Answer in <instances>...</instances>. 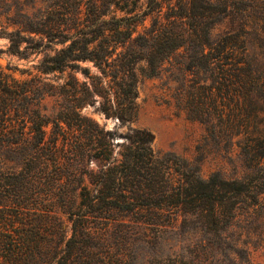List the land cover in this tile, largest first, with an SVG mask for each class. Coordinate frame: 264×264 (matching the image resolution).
Here are the masks:
<instances>
[{
    "label": "trees",
    "instance_id": "obj_1",
    "mask_svg": "<svg viewBox=\"0 0 264 264\" xmlns=\"http://www.w3.org/2000/svg\"><path fill=\"white\" fill-rule=\"evenodd\" d=\"M251 6L259 20L240 13L234 0H0V35L9 40L0 53L43 54L41 73L29 77L0 63V264H115L110 255H75L84 236L96 234L84 224L72 234L61 228L59 205L92 213L209 204L208 215L220 220L219 183L240 191L232 184L239 179L257 180L253 203L260 200L264 0ZM228 17L230 26L216 31ZM164 70L180 83L171 93L179 112L205 125L195 159L160 157L146 128L115 144L112 130L83 113L94 104L106 117L135 120L140 75ZM50 72L55 77L43 75ZM221 137L230 140L223 156L233 166L222 163L205 178L202 161ZM177 177L188 184L174 192Z\"/></svg>",
    "mask_w": 264,
    "mask_h": 264
},
{
    "label": "rangeland",
    "instance_id": "obj_2",
    "mask_svg": "<svg viewBox=\"0 0 264 264\" xmlns=\"http://www.w3.org/2000/svg\"><path fill=\"white\" fill-rule=\"evenodd\" d=\"M234 1L240 13L250 14L247 17L259 20L251 4L262 0ZM230 18L219 24L216 31L229 27ZM150 23L151 17H148L145 24ZM8 44V38L0 35V47L6 48ZM42 56L33 53L29 58H20L4 51L0 53V63L16 77H29V71L32 74L41 73L37 64ZM43 75L53 78L55 72ZM78 75L81 76V72ZM169 77V71L165 70L157 76L140 75L139 110L133 121L123 123L118 117H106L94 104L86 105L83 113L112 130L115 144L126 140L134 129L146 128L154 134L152 145L160 157L176 153L195 159L200 153L197 145L205 141V125L190 119L184 111L179 112L171 93L180 83ZM169 85L172 89L168 88ZM169 99L172 103H169ZM44 101L51 108L55 100L47 96ZM209 147L212 150L202 161V175L205 178H209L222 163L228 169L233 166L223 156L230 148L228 138L221 137L219 143H212ZM172 183L176 186L174 192H177L178 186L188 184V181L177 177ZM249 183H252L250 189L245 188ZM254 183L257 180L239 179L237 183H232L242 185L240 191L232 190L231 181L219 183L222 189L216 197L220 199V220L208 215L209 204H206L207 207L148 205L134 210L105 208L92 213L86 206L75 204L67 211L57 206L54 221L61 228L68 227L70 234L73 227L83 224L95 232L96 237L84 236V241L79 244L83 247L82 251L75 255H110L115 259V264H181L184 260L203 261L206 264H264V192L259 196L260 200L253 203L257 198L256 188H252ZM235 199L240 201L233 209Z\"/></svg>",
    "mask_w": 264,
    "mask_h": 264
},
{
    "label": "water",
    "instance_id": "obj_3",
    "mask_svg": "<svg viewBox=\"0 0 264 264\" xmlns=\"http://www.w3.org/2000/svg\"><path fill=\"white\" fill-rule=\"evenodd\" d=\"M118 141V140H117Z\"/></svg>",
    "mask_w": 264,
    "mask_h": 264
}]
</instances>
